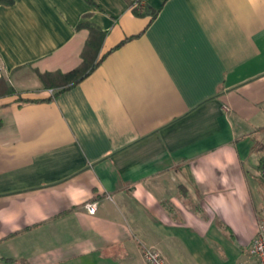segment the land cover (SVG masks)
<instances>
[{"label":"crops","instance_id":"0c3cea01","mask_svg":"<svg viewBox=\"0 0 264 264\" xmlns=\"http://www.w3.org/2000/svg\"><path fill=\"white\" fill-rule=\"evenodd\" d=\"M13 1L0 80L24 98L54 95L36 70L81 65L80 25L106 38L53 101L0 93V264H147L151 246L169 264H256L264 0Z\"/></svg>","mask_w":264,"mask_h":264},{"label":"trees","instance_id":"16d2710c","mask_svg":"<svg viewBox=\"0 0 264 264\" xmlns=\"http://www.w3.org/2000/svg\"><path fill=\"white\" fill-rule=\"evenodd\" d=\"M89 5L97 6L95 0H84ZM13 0H0V6L2 5H12ZM134 6V13L142 17H151L155 19L158 15L159 10L154 9L150 6H142L136 3L132 4ZM79 29H86L89 32V37L86 41V44L82 50L81 58L82 63L79 67L75 68L70 72H40L36 70V74L41 81L45 89L53 90L54 95L47 99L41 101H53L54 98L60 94L69 91L80 84L83 80L89 77L100 65L102 59L105 55H101L103 48L104 40L106 38V33L103 32L100 28L91 23H84L79 26ZM0 86L2 88L1 94L7 95H18L19 100L25 103H38L41 101H36L30 98H24L20 96L21 94L8 84L5 79L0 80ZM259 168L264 171V158L260 162ZM8 261H13L11 259H6Z\"/></svg>","mask_w":264,"mask_h":264},{"label":"built area","instance_id":"2783aa9c","mask_svg":"<svg viewBox=\"0 0 264 264\" xmlns=\"http://www.w3.org/2000/svg\"><path fill=\"white\" fill-rule=\"evenodd\" d=\"M86 210L94 215L97 211L96 202L86 204ZM252 252L256 259V264H264V224H260L258 232L252 244ZM144 259L147 264H169L161 252L155 247H145L143 250Z\"/></svg>","mask_w":264,"mask_h":264}]
</instances>
